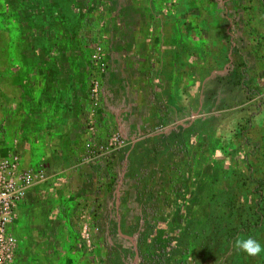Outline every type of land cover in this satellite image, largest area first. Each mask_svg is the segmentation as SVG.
Segmentation results:
<instances>
[{"label": "crops", "instance_id": "obj_1", "mask_svg": "<svg viewBox=\"0 0 264 264\" xmlns=\"http://www.w3.org/2000/svg\"><path fill=\"white\" fill-rule=\"evenodd\" d=\"M188 1L108 0L106 15L89 0H57L64 14L36 20V32L0 29L14 39L0 45V155L18 151L21 166L43 163L47 174L17 206L13 264H112L130 258L128 246L143 261L133 239L153 222L170 245L166 264L247 263L234 247L215 263L201 252L228 200L258 209V134L248 88L243 79L230 83L232 56L242 54L225 41L233 21L205 0L196 11ZM97 39L102 74L89 60ZM94 71L100 105L91 115ZM90 116L101 138L117 130L127 141L79 163ZM114 191L119 204L108 213ZM81 212L94 229L112 231L97 239L113 247L96 242L97 253L77 254L72 219Z\"/></svg>", "mask_w": 264, "mask_h": 264}, {"label": "rangeland", "instance_id": "obj_2", "mask_svg": "<svg viewBox=\"0 0 264 264\" xmlns=\"http://www.w3.org/2000/svg\"><path fill=\"white\" fill-rule=\"evenodd\" d=\"M89 1H91L90 5H92L89 6V8L94 9L95 12H97L96 10L98 9L99 12H105L106 15L108 13H111L112 7L108 6V0ZM198 1L199 0L188 1V3L191 5V10H193L194 8V11L197 10L196 4ZM205 1V4L207 3L212 14H218L223 19L229 16V19L233 21L230 28L231 34L227 35L225 41L233 43V47L238 51H241L242 54L238 55L234 53L235 56H232L234 67L232 66L233 78L231 80L232 82L230 83L233 84L243 79L245 83V87L243 88H248V91L245 89L243 90V93H248L250 98H252L251 101L253 105L247 115L248 117L255 116V119L252 118V124L255 126L253 132L258 134V140L256 141L258 146L255 147L252 155L256 161L255 170L256 172H258V174L256 173L255 175H260V178L264 181V0H214V2L213 0ZM46 2H48V0H0V29H7L8 31L14 30L16 32H36V20L46 19L47 23L49 22L48 20L50 18H55V15H57V13L64 14L62 12V7H57V0H52L51 3L54 6L51 7L48 6ZM59 9L60 12L57 11ZM82 9L87 10L84 7ZM225 26L226 24L223 28H225ZM8 38L2 39L0 37V45L3 44V41L7 43L9 42V44L11 41H14V39H12L11 37ZM94 42L95 41H92V46ZM7 46L8 45H6V47ZM223 79L225 78H217L219 83H221V80L224 81ZM227 80H225V82ZM237 87L238 85H234L230 89L233 90ZM106 136L104 138H106ZM13 142L16 145L18 143V140H16L15 138L13 139ZM7 153L8 152H6V154ZM258 168H260L259 171ZM262 192V195H264V185L262 186ZM17 218L18 213L17 217L13 221H11L8 226L10 234H12L15 239V244L13 247L14 258L19 253V245L17 237L13 232L10 231V226L13 224V222H15ZM72 220L74 222L75 229L73 231V238L76 239L78 243V245H76L75 251H77V254H79V256L81 254L86 253L87 255L92 254L94 252L97 253V249H95L96 242H101L104 245V249H108V246L113 247L111 246V244L106 243L105 241L103 243L102 241H99L97 239V236L100 237V233L107 234L110 237L112 231H108L106 233L105 231H99L94 229L88 222V216L83 214L82 212L80 214H74V218ZM254 236H257L256 239L259 238L258 241L261 243L262 246H264V224L262 227H260V229H256V231H254L251 237L255 238ZM110 239L112 238L110 237ZM136 239L137 238L133 240L136 242ZM136 252L138 253V249L136 250ZM151 252L154 253L155 251L151 250ZM127 253L128 255L131 253V255L129 256L130 258L124 257L121 262H115L112 264H140L139 259H135L133 257V254L135 253L134 248H130V246H128ZM249 258L250 260L248 264H264V253H262L259 257L249 256ZM29 264L35 263L30 262ZM67 264L97 263L94 261H86L82 258L81 260L78 259L75 263L67 262Z\"/></svg>", "mask_w": 264, "mask_h": 264}, {"label": "built area", "instance_id": "obj_3", "mask_svg": "<svg viewBox=\"0 0 264 264\" xmlns=\"http://www.w3.org/2000/svg\"><path fill=\"white\" fill-rule=\"evenodd\" d=\"M105 50L100 39L95 40L90 56L91 67L97 69V74L105 71ZM97 74L92 72L89 82L90 114L100 105V80ZM92 109V110H91ZM86 139L79 163H87L100 158V155L108 154L113 146L126 144L125 133L114 131L106 138L100 137L91 116L86 124ZM100 137V138H99ZM47 174L43 163L21 166L18 151L0 155V264H12L14 259L15 239L8 230L9 223L17 217V206L23 201L28 189L36 183L46 180ZM118 194V193H117ZM114 191L107 201L108 213L116 209L119 197ZM144 219L140 218L139 225L143 227ZM142 229V228H141ZM139 229V231L141 230ZM141 262L140 256H137Z\"/></svg>", "mask_w": 264, "mask_h": 264}, {"label": "trees", "instance_id": "obj_4", "mask_svg": "<svg viewBox=\"0 0 264 264\" xmlns=\"http://www.w3.org/2000/svg\"><path fill=\"white\" fill-rule=\"evenodd\" d=\"M257 147L258 145H254ZM260 168H258V171ZM264 181L258 175L255 178V190L258 198L253 201L254 207L258 209L254 213L245 212V204H240L235 199L228 200L225 205V212L220 213L217 222L207 232L206 239L201 242V252L203 255L211 258L215 263L216 259L220 258L226 252L233 250V243L237 238L238 232H245L248 236H252L256 229L264 224V195L262 192V186ZM239 225H233L234 221ZM224 223V224H223ZM255 237V236H254ZM257 237V236H256ZM256 237L254 239H256ZM256 240H259L257 238ZM137 249L139 254L144 257V260L140 264H166L163 253H167L170 249V245L166 240L160 227L153 222L145 231L136 239ZM151 250L155 252L152 253ZM233 252V251H232ZM231 252V253H232ZM238 255H243L247 263H249V256L243 251L236 250L234 252ZM246 254V255H245Z\"/></svg>", "mask_w": 264, "mask_h": 264}, {"label": "clouds", "instance_id": "obj_5", "mask_svg": "<svg viewBox=\"0 0 264 264\" xmlns=\"http://www.w3.org/2000/svg\"><path fill=\"white\" fill-rule=\"evenodd\" d=\"M233 247L237 250L243 251L250 257H259L264 253V246L251 236H239L235 239Z\"/></svg>", "mask_w": 264, "mask_h": 264}]
</instances>
